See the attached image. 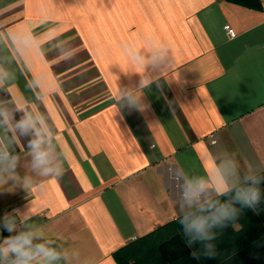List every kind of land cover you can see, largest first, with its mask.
I'll list each match as a JSON object with an SVG mask.
<instances>
[{
    "label": "crops",
    "instance_id": "crops-1",
    "mask_svg": "<svg viewBox=\"0 0 264 264\" xmlns=\"http://www.w3.org/2000/svg\"><path fill=\"white\" fill-rule=\"evenodd\" d=\"M260 1L0 0L1 257L264 264Z\"/></svg>",
    "mask_w": 264,
    "mask_h": 264
},
{
    "label": "trees",
    "instance_id": "trees-1",
    "mask_svg": "<svg viewBox=\"0 0 264 264\" xmlns=\"http://www.w3.org/2000/svg\"><path fill=\"white\" fill-rule=\"evenodd\" d=\"M250 8L261 9L260 0H228ZM242 188L253 204H264V172L257 174L253 178L246 180ZM160 253L165 264H199L189 246L182 239L175 235L171 239L163 242ZM119 252V251H118ZM118 252L114 256L119 264H128L118 258Z\"/></svg>",
    "mask_w": 264,
    "mask_h": 264
},
{
    "label": "built area",
    "instance_id": "built-area-1",
    "mask_svg": "<svg viewBox=\"0 0 264 264\" xmlns=\"http://www.w3.org/2000/svg\"><path fill=\"white\" fill-rule=\"evenodd\" d=\"M225 29L227 30L230 37H235L237 35L234 28H232L230 25H226ZM0 264H10V263L6 261L3 257H1V254H0Z\"/></svg>",
    "mask_w": 264,
    "mask_h": 264
},
{
    "label": "water",
    "instance_id": "water-1",
    "mask_svg": "<svg viewBox=\"0 0 264 264\" xmlns=\"http://www.w3.org/2000/svg\"><path fill=\"white\" fill-rule=\"evenodd\" d=\"M0 228L5 234H7L9 236H14V234L10 230H8L7 227L5 226V224L1 218V215H0Z\"/></svg>",
    "mask_w": 264,
    "mask_h": 264
}]
</instances>
